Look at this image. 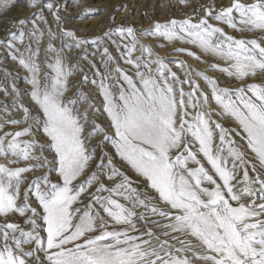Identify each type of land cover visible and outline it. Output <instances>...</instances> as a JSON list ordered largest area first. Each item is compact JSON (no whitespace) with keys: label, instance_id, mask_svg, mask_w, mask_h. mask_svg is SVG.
<instances>
[{"label":"snow or ice","instance_id":"obj_1","mask_svg":"<svg viewBox=\"0 0 264 264\" xmlns=\"http://www.w3.org/2000/svg\"><path fill=\"white\" fill-rule=\"evenodd\" d=\"M26 7L0 36V264H264V0L99 32Z\"/></svg>","mask_w":264,"mask_h":264},{"label":"rangeland","instance_id":"obj_2","mask_svg":"<svg viewBox=\"0 0 264 264\" xmlns=\"http://www.w3.org/2000/svg\"><path fill=\"white\" fill-rule=\"evenodd\" d=\"M97 1L99 0H86L89 7L98 9V11L91 13L88 18L81 20L77 14L81 13L82 9L80 5H83L85 0H64L68 10L73 7V10L70 13L74 12V14L69 17L70 22L76 26H80L81 31L84 30L83 25H90L89 31L99 32L106 26L107 22L112 17L115 18L116 22L125 21L126 23H134L136 25L143 23L144 26H147L151 21L143 15L144 13H148L149 15L155 14L160 19H164L168 15L167 9H160L154 12V7L158 3L164 4L167 0H135L138 7L131 10L128 9L129 3L127 2L125 4V1L123 2L124 7H120L119 4L114 7V1L116 0L106 1L108 4L105 6H95ZM174 2L175 0H173V3ZM119 3L122 2L119 1ZM174 14L177 16L183 15L179 8L175 9ZM31 15V10L26 7V0H14L13 6L9 10L3 11V14L0 15V36L4 34L9 25L15 22L14 18L29 17ZM157 51H160L161 54L170 53L171 46H167L164 49H157ZM174 55H179L180 58L188 60L189 63L199 67L201 70H204L207 67L206 64H200L192 58L187 57L186 54Z\"/></svg>","mask_w":264,"mask_h":264},{"label":"bare ground","instance_id":"obj_3","mask_svg":"<svg viewBox=\"0 0 264 264\" xmlns=\"http://www.w3.org/2000/svg\"><path fill=\"white\" fill-rule=\"evenodd\" d=\"M93 1V0H92ZM106 1H109V0H99V1H97L96 3H95V6H105L106 4H108V3H106ZM119 1L120 2H122V3H119ZM125 1V4L128 2L129 4H128V9L129 10H131V9H134V8H136V7H138L137 5H136V1L135 0H116V1H114L115 2V5H114V7L115 6H117V4H119V6L121 7L124 3ZM142 2V1H141ZM94 3V2H93ZM138 3V2H137ZM71 8V7H70ZM127 9V10H128ZM73 10V7L69 10V12H71ZM108 11V10H107ZM138 12V11H137ZM72 14H74V12L72 13ZM123 15V14H122ZM6 23V22H5Z\"/></svg>","mask_w":264,"mask_h":264}]
</instances>
